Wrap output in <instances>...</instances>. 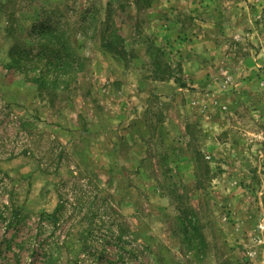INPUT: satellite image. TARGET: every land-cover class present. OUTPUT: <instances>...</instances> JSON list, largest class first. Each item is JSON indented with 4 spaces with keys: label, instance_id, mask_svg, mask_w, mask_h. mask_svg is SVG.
I'll return each instance as SVG.
<instances>
[{
    "label": "rangeland",
    "instance_id": "rangeland-1",
    "mask_svg": "<svg viewBox=\"0 0 264 264\" xmlns=\"http://www.w3.org/2000/svg\"><path fill=\"white\" fill-rule=\"evenodd\" d=\"M0 264H264V0H0Z\"/></svg>",
    "mask_w": 264,
    "mask_h": 264
},
{
    "label": "trees",
    "instance_id": "trees-1",
    "mask_svg": "<svg viewBox=\"0 0 264 264\" xmlns=\"http://www.w3.org/2000/svg\"><path fill=\"white\" fill-rule=\"evenodd\" d=\"M108 21H111V20L109 19V20H107V22ZM107 22H106V24H107ZM107 31H109L108 36L109 37L112 36V42L111 43L110 42L103 43V47L107 51H109L110 48H113L112 47L113 45L119 44V42L121 43V42H123V40L121 41L120 34H119L116 26L113 23L110 25L109 28L107 27ZM110 31H111V33H110ZM31 34H33V36H35L32 39H34L35 43H37L38 47H39V51H38L37 55H35V56H36V58H38L40 60L39 63H41V65L44 67V70H42V73H40V70H37V73L34 72L36 77H34L35 79L32 80L33 85H35V87L39 88L41 78L44 76L43 74L45 72H48V70H51V75L52 76L56 75V78H54V81L52 82V86H54V85L56 86L57 79L60 76L59 74L62 75V74H65V72L67 73L69 71L72 56H73V62L77 61V60H75L76 59L75 54L64 52V49H63L64 48V45H63L64 41L59 40L61 38L63 39V37L56 35L54 31L50 30L47 27L34 26L32 28ZM53 38L55 40H52ZM52 41H53V45L50 44V42H52ZM21 51L23 52V54L26 53V51H24V50H21ZM18 57H19L18 60H20L22 58V56L20 54L18 55ZM41 59L45 60L43 62V64H42ZM153 64L156 65V63H153ZM42 81H44V80H42Z\"/></svg>",
    "mask_w": 264,
    "mask_h": 264
}]
</instances>
